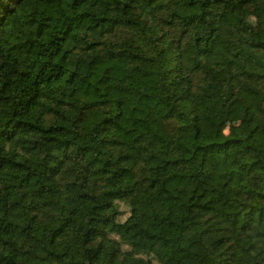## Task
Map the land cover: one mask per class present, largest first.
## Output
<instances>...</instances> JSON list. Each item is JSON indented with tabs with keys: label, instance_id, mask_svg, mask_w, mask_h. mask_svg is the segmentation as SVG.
I'll list each match as a JSON object with an SVG mask.
<instances>
[{
	"label": "trees",
	"instance_id": "obj_1",
	"mask_svg": "<svg viewBox=\"0 0 264 264\" xmlns=\"http://www.w3.org/2000/svg\"><path fill=\"white\" fill-rule=\"evenodd\" d=\"M0 264H264V0H0Z\"/></svg>",
	"mask_w": 264,
	"mask_h": 264
}]
</instances>
